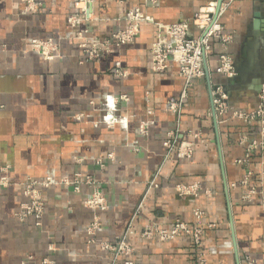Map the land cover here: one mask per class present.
<instances>
[{
    "label": "crops",
    "instance_id": "0c3cea01",
    "mask_svg": "<svg viewBox=\"0 0 264 264\" xmlns=\"http://www.w3.org/2000/svg\"><path fill=\"white\" fill-rule=\"evenodd\" d=\"M211 6L232 35L227 54L237 75L217 73L223 49L213 39L206 75L182 99L177 60L164 72L152 69L158 25L192 22ZM135 9L145 18L136 40L87 60L82 45L129 28ZM200 34L191 26L190 36ZM48 38L61 51L51 62L29 46ZM117 62L127 77H116ZM217 84L230 106L257 108L264 0H0V167L13 181L0 189V264H264V154L247 150L259 123L217 117ZM47 178L56 183L41 189V225L20 221L27 202L20 184ZM252 189L257 194L246 199ZM95 190L105 210L86 204ZM178 221L202 230L201 245L187 234L143 236L148 225ZM120 239L129 253L104 248Z\"/></svg>",
    "mask_w": 264,
    "mask_h": 264
},
{
    "label": "built area",
    "instance_id": "2783aa9c",
    "mask_svg": "<svg viewBox=\"0 0 264 264\" xmlns=\"http://www.w3.org/2000/svg\"><path fill=\"white\" fill-rule=\"evenodd\" d=\"M33 1L34 0H27L28 3H33ZM202 11H205L204 14L199 17L196 15L197 17L195 16L192 22L181 21L173 24L158 25V34L156 41L153 44L152 69L155 72L166 71L169 67L170 58L176 59L180 64L179 74L185 81L182 99L187 96L193 82L206 75L205 60L207 61L208 54L212 49L211 42L213 39L218 40L221 48L223 49V52L220 53L217 58V73L226 79H232L237 75L235 62L227 54L228 47L232 43L233 38L232 35L224 32V28L219 23V16L221 15V12H219L216 17L215 6H211ZM128 19L131 22L129 28L116 32L113 34L111 39L82 45L85 49L88 60H93L109 53L113 45L121 47L126 43L133 42L138 37L139 23L145 19L140 9L132 10ZM191 26L197 28V30L201 33L198 37H192L189 35ZM29 46L33 49V51L44 56L47 61L53 58L55 59V57H61L60 55L57 56L55 54L49 55L50 47H59L57 42H54L53 39H32L29 42ZM50 51L53 53L55 50L52 49ZM114 73L118 78H125L128 76V72L123 68L120 62L116 63ZM211 93L213 108L217 117H222L225 120L233 118L240 119L244 122L259 123L258 139L248 143L247 145L249 153L248 157L253 152H260L261 154H264V86L259 94V104L252 112H244L230 106L228 94L222 84H217L213 87ZM181 103V101L179 104L173 103L170 105V108L173 111H176L177 107H179ZM165 146L168 148L174 147L172 141H167ZM190 153L191 151L189 152V155ZM247 178L243 184H246ZM260 180L261 185L264 186V160L261 164ZM12 183L13 181L8 174L7 167H0V189L8 188ZM55 183L56 181L53 178H47L45 180L28 179L20 184L23 187L24 196L27 198V202L22 205V210L17 214L20 221H24L28 217H33L36 221V225H41V220L45 211V204L42 199L41 189L49 187ZM82 183L83 181L80 176H77V178L73 181V184L76 185L75 189L77 191L80 190L79 186ZM87 183L92 184V179L87 178ZM182 191L184 192V190ZM253 194H257L255 189H252L245 196V198L249 199ZM259 194L263 196L264 191H261ZM86 204L92 208L101 210H105L107 208L105 198L98 190H95V192L90 195ZM196 214L198 217L201 216L200 212H197ZM155 234L158 235L162 241H168L175 236L187 234L194 238L196 244L201 245L203 232L200 228H191L188 224L178 221L169 229H163L158 225H148L145 228L143 236L145 238H152ZM104 248L116 252V255L120 253L127 254L130 252V247L125 242V239H120L116 245H104ZM251 264L253 263L251 262Z\"/></svg>",
    "mask_w": 264,
    "mask_h": 264
},
{
    "label": "rangeland",
    "instance_id": "374dc122",
    "mask_svg": "<svg viewBox=\"0 0 264 264\" xmlns=\"http://www.w3.org/2000/svg\"><path fill=\"white\" fill-rule=\"evenodd\" d=\"M204 12H205V11H200V12L197 14L198 17H199L200 15L204 14ZM196 17H197V16H196ZM49 39H50V38H48V39H46V40H49ZM31 40H32V39H31ZM31 40H30V41H31ZM135 40H136V39H135ZM135 40H134V41H135ZM53 41L56 42L55 40H53ZM130 43H131V42H130ZM154 43H155V42H154ZM126 44H129V43H126ZM126 44H124V45H126ZM124 45H123V46H124ZM48 48H49V47H48ZM51 48H52L53 50H55V51H53V53L50 51V50H52ZM30 49H31V53L36 54V55H38V56H41L44 60H46V59L44 58V56H42V55H40L39 53L33 51V49H32L31 47H30ZM152 50H153V47H152ZM49 52H50L49 55H53V54H55V55H57V56H59V55L61 56L60 47L52 46V47L49 48ZM55 55H54V56H55ZM100 57H101V56H100ZM100 57H98V58H100ZM152 57H153V52H152ZM59 58H60V57H59ZM56 59H58V58L55 57V59H54V58H53V59H50L49 62L54 61V60H56ZM87 60H88V57H87ZM46 61H47V60H46Z\"/></svg>",
    "mask_w": 264,
    "mask_h": 264
},
{
    "label": "water",
    "instance_id": "95a60500",
    "mask_svg": "<svg viewBox=\"0 0 264 264\" xmlns=\"http://www.w3.org/2000/svg\"><path fill=\"white\" fill-rule=\"evenodd\" d=\"M220 7V6H219ZM219 7H218V11H219ZM218 11H217V13H218ZM205 64L207 65V61L205 60Z\"/></svg>",
    "mask_w": 264,
    "mask_h": 264
},
{
    "label": "bare ground",
    "instance_id": "6f19581e",
    "mask_svg": "<svg viewBox=\"0 0 264 264\" xmlns=\"http://www.w3.org/2000/svg\"><path fill=\"white\" fill-rule=\"evenodd\" d=\"M217 7H219V6L217 5Z\"/></svg>",
    "mask_w": 264,
    "mask_h": 264
}]
</instances>
